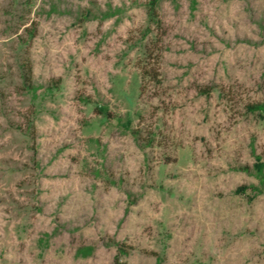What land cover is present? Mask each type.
<instances>
[{
	"label": "rangeland",
	"instance_id": "1",
	"mask_svg": "<svg viewBox=\"0 0 264 264\" xmlns=\"http://www.w3.org/2000/svg\"><path fill=\"white\" fill-rule=\"evenodd\" d=\"M0 264H264V0H0Z\"/></svg>",
	"mask_w": 264,
	"mask_h": 264
},
{
	"label": "trees",
	"instance_id": "2",
	"mask_svg": "<svg viewBox=\"0 0 264 264\" xmlns=\"http://www.w3.org/2000/svg\"><path fill=\"white\" fill-rule=\"evenodd\" d=\"M155 2L152 4V8H154L155 6ZM25 69L26 71L28 72V78L30 79V77L32 76V67L30 66V63L29 62H26V65H25ZM30 83V81H28Z\"/></svg>",
	"mask_w": 264,
	"mask_h": 264
}]
</instances>
